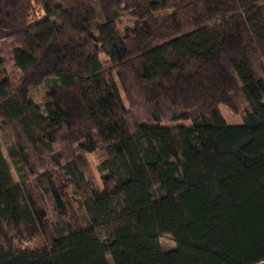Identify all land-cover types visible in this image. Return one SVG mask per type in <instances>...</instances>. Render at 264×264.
Wrapping results in <instances>:
<instances>
[{
  "label": "trees",
  "instance_id": "16d2710c",
  "mask_svg": "<svg viewBox=\"0 0 264 264\" xmlns=\"http://www.w3.org/2000/svg\"><path fill=\"white\" fill-rule=\"evenodd\" d=\"M17 4L0 264H264V0Z\"/></svg>",
  "mask_w": 264,
  "mask_h": 264
},
{
  "label": "rangeland",
  "instance_id": "374dc122",
  "mask_svg": "<svg viewBox=\"0 0 264 264\" xmlns=\"http://www.w3.org/2000/svg\"><path fill=\"white\" fill-rule=\"evenodd\" d=\"M7 1L9 3H12V0H7ZM9 3L7 4L5 0L0 1V25L1 26L2 25L7 26V25L11 24V21L9 20V18L11 17V14L13 13V11L9 10L11 8V5H9ZM26 8H28V5H26ZM6 11H7V13H6ZM19 19H20V17L17 18V20H19ZM27 19L29 20V15L24 17V20H27ZM135 22H136V20L134 18L123 17L119 22V26L121 29L128 30L129 28H131L135 24ZM7 33H8L7 27H4L0 30V36H1L0 48L4 52V58L7 61V71L9 73V75L16 81L20 77L21 73L14 66V60H13V57L10 53L11 52L10 43H13V40H12V38L6 37ZM101 58H102V61L107 65L108 61H107V57L105 56V54H101ZM45 94H46V90H45V87L43 86V84H40L39 86H37L31 90V97L34 100H41L45 96ZM221 110H222V113H223L225 119L229 123L240 124L242 122L241 114L236 113L230 107H228L226 105H222ZM86 157H87V160H88L89 165H90V171L95 173L96 172L95 171L96 164L98 162L97 156L95 154H88ZM32 183H33L32 180H29L28 184L30 185V187L32 188V190L34 191L36 196H38V193H37L36 189L33 187ZM40 204L44 208V205L42 204V202H40ZM51 219H52V217H50L49 223H50ZM50 229H51V227H50ZM160 242H161V244L165 250H171V249L176 248V246H177L176 241L174 240V238L170 234L162 235L160 237Z\"/></svg>",
  "mask_w": 264,
  "mask_h": 264
},
{
  "label": "flooded vegetation",
  "instance_id": "af4514ba",
  "mask_svg": "<svg viewBox=\"0 0 264 264\" xmlns=\"http://www.w3.org/2000/svg\"><path fill=\"white\" fill-rule=\"evenodd\" d=\"M20 7H21V6H19V5L17 4L16 7H15V11L13 12V14L16 13L17 11H19Z\"/></svg>",
  "mask_w": 264,
  "mask_h": 264
},
{
  "label": "water",
  "instance_id": "95a60500",
  "mask_svg": "<svg viewBox=\"0 0 264 264\" xmlns=\"http://www.w3.org/2000/svg\"><path fill=\"white\" fill-rule=\"evenodd\" d=\"M13 6H15V4H13Z\"/></svg>",
  "mask_w": 264,
  "mask_h": 264
}]
</instances>
